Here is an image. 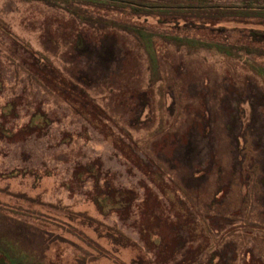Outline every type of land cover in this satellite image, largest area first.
I'll return each instance as SVG.
<instances>
[{"label": "rangeland", "instance_id": "1", "mask_svg": "<svg viewBox=\"0 0 264 264\" xmlns=\"http://www.w3.org/2000/svg\"><path fill=\"white\" fill-rule=\"evenodd\" d=\"M175 6L0 0V264H264V0Z\"/></svg>", "mask_w": 264, "mask_h": 264}, {"label": "trees", "instance_id": "2", "mask_svg": "<svg viewBox=\"0 0 264 264\" xmlns=\"http://www.w3.org/2000/svg\"><path fill=\"white\" fill-rule=\"evenodd\" d=\"M43 1H47V0H43ZM53 1L61 2V0H53ZM66 1L74 5L83 6V7L99 6V7H106V8L113 7L116 9L119 7H122V11H124L125 13L133 14V15H141V14L149 15L153 13L165 14V10H172V9H177V8L181 9L175 6L176 4H180V0H173V2H171L170 0H138V1H135V0H66ZM187 6L192 7L193 5L190 1H187ZM74 15L78 17V15L80 14H77V12H74ZM86 17L87 16L83 17L84 19H80V20L88 21V19H85ZM130 29L131 28H127L126 31ZM137 33H139V31H137Z\"/></svg>", "mask_w": 264, "mask_h": 264}]
</instances>
